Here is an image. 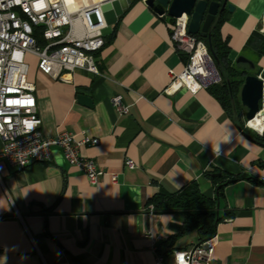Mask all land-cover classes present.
Returning <instances> with one entry per match:
<instances>
[{"label": "crops", "instance_id": "crops-1", "mask_svg": "<svg viewBox=\"0 0 264 264\" xmlns=\"http://www.w3.org/2000/svg\"><path fill=\"white\" fill-rule=\"evenodd\" d=\"M227 1L234 10L220 34L234 64L249 35L264 34V0ZM103 12L97 73L79 68L63 81L27 56L42 136L97 138L79 153L102 174L91 184L58 146H50L49 160L20 170L0 162V264H153V247L173 264V252L196 244L197 234L181 233L182 214L149 211L147 200L192 181L212 198L209 172L234 180L222 189L218 214L230 216L216 226L208 264H264V184L255 181L264 183V147L238 129L209 89L164 91L168 69L178 74L187 63L171 39L170 17L144 0H111ZM114 95L127 114L112 106Z\"/></svg>", "mask_w": 264, "mask_h": 264}, {"label": "built area", "instance_id": "built-area-1", "mask_svg": "<svg viewBox=\"0 0 264 264\" xmlns=\"http://www.w3.org/2000/svg\"><path fill=\"white\" fill-rule=\"evenodd\" d=\"M110 1L0 0V162L20 170L32 162L49 160L50 146H58L66 160L78 167L91 184L97 182L102 170L91 158L79 153L80 147L96 144L97 138L77 140L68 132L50 138L42 136L34 86L27 79V56L41 73L63 81L79 68L97 73L94 54L105 44L103 31L107 27L103 4ZM187 24L184 14L171 21V39L175 48L187 56V63L178 74L168 69L166 93L180 88L196 92L221 82L207 45L187 32ZM111 104L119 114L128 113L129 107L119 95L111 98ZM258 114L264 116V98L259 100ZM245 126L250 128L248 121ZM125 163L132 165L130 160ZM148 210L152 211L153 206L148 205ZM214 244L212 236L189 249L176 250L173 264H208ZM153 250V264H165L164 255L155 247Z\"/></svg>", "mask_w": 264, "mask_h": 264}, {"label": "trees", "instance_id": "trees-1", "mask_svg": "<svg viewBox=\"0 0 264 264\" xmlns=\"http://www.w3.org/2000/svg\"><path fill=\"white\" fill-rule=\"evenodd\" d=\"M206 2H218L222 3L223 0H205ZM226 10L217 15L210 24V45L211 50L214 53L213 58L216 69L218 70L221 82L215 85H210L207 89L214 95V97L220 102L226 112L235 117L237 127L244 134L249 135L251 138L263 142L264 138L261 135L256 134L253 131H249L243 127L241 123V114H243V106L239 100V88L243 82V78L246 74L244 69L238 70V65L233 64L228 57L230 47L226 39H223L220 34V25L225 21ZM172 21V18H170ZM198 39H201L208 44L206 38L195 35ZM37 41L40 42L38 34H35ZM208 47V45H207ZM243 51L254 54L256 59L253 61L249 56L242 54L254 65H258L261 58H264V34L259 31H253L245 45ZM212 56V55H211ZM256 62V63H255ZM259 66V65H258ZM260 70V66L258 71ZM256 75V74H254ZM213 172L206 173L212 184L215 187V196L210 198L202 195L198 189V183L196 181L190 182L188 185L180 188L175 192H166L159 190L156 194L148 198L147 206H153V212L163 213H180L184 216L181 233H189L195 231L198 237L196 244L203 242L212 237L216 231L217 224L223 220L224 217H229V213L219 215L216 210L217 202H220L223 196L222 189L226 182L234 180L231 176L223 174L222 176H210ZM227 178V179H224ZM250 180L253 178L249 177ZM258 183L264 184L260 180H255Z\"/></svg>", "mask_w": 264, "mask_h": 264}, {"label": "water", "instance_id": "water-1", "mask_svg": "<svg viewBox=\"0 0 264 264\" xmlns=\"http://www.w3.org/2000/svg\"><path fill=\"white\" fill-rule=\"evenodd\" d=\"M144 3L156 14L166 15L170 18H177L183 14L188 19L187 32L193 35H197L202 38H206L208 41V50L212 57L215 59L214 53L211 50L210 45V31L209 27L214 18L221 14L223 10L228 12L226 18L230 17V14L234 10V6L227 0H223L222 3L218 2H206L205 0H144ZM264 21V16H263ZM235 64H246L249 68L254 69V63L243 55H239L235 60ZM260 78L258 75L246 74L243 78L242 85L239 90V100L243 106V117L246 121L253 119L258 115L259 100L264 98V65L260 69ZM84 104L90 105V100L80 95L78 97ZM239 129V128H238ZM240 130V129H239ZM248 139L256 144L264 147V143L251 138L249 135L244 134ZM260 135L264 138V128L260 132ZM223 173H211L210 176H222ZM219 203L216 204V210L218 211Z\"/></svg>", "mask_w": 264, "mask_h": 264}, {"label": "rangeland", "instance_id": "rangeland-1", "mask_svg": "<svg viewBox=\"0 0 264 264\" xmlns=\"http://www.w3.org/2000/svg\"><path fill=\"white\" fill-rule=\"evenodd\" d=\"M105 20H106V19H105ZM106 28H107V27H106ZM104 30H105V29H104ZM242 54L249 56L250 59L253 60V61L256 59V56H255L254 54L248 53L247 51H242L240 55H242ZM255 63H256V62H255ZM259 64H260V62H258V65H259ZM258 65L256 64V66H255L254 69L249 68L246 64H240V65H238L237 67H238V70H239V69H244L245 72L248 73V74H256V75L259 76V75H260V70L258 71V68H259V66H260V69H261V65H259V66H258ZM241 85H242V84H241ZM240 87H241V86H240ZM239 90H240V88H239ZM238 95H239V92H238ZM241 123H242L243 127L246 128L247 130H249V131L251 130V131L255 132V131L252 130L251 128H248V127L245 126L246 120L244 119L243 114H241ZM255 133L259 135L258 132H255Z\"/></svg>", "mask_w": 264, "mask_h": 264}, {"label": "bare ground", "instance_id": "bare-ground-1", "mask_svg": "<svg viewBox=\"0 0 264 264\" xmlns=\"http://www.w3.org/2000/svg\"><path fill=\"white\" fill-rule=\"evenodd\" d=\"M248 125L252 130L261 132L264 128V116L262 114L256 115L253 119L248 121Z\"/></svg>", "mask_w": 264, "mask_h": 264}]
</instances>
